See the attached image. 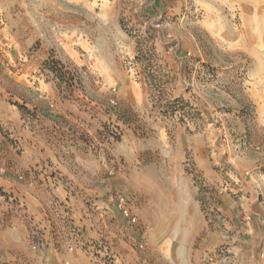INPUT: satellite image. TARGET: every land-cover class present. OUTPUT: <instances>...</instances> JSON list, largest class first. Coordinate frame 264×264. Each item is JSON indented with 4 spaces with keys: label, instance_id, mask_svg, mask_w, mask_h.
<instances>
[{
    "label": "crops",
    "instance_id": "crops-1",
    "mask_svg": "<svg viewBox=\"0 0 264 264\" xmlns=\"http://www.w3.org/2000/svg\"><path fill=\"white\" fill-rule=\"evenodd\" d=\"M8 4L0 0V48H11L5 61L15 68L9 71L12 87L3 86L0 55V264H94L78 251L54 247L53 232L71 219L94 235L98 218H113L117 195L142 218L154 264H208L222 251L238 256L247 249L254 264L259 247L264 251L261 218L247 221L239 242L221 250L220 233L194 212V187L183 166L189 154L197 172L208 177L213 164L226 160L241 179L255 166L251 150L211 148L215 132L209 125L194 133L168 122L147 87L118 79L104 62L59 53L62 63L86 67L83 75L92 81L85 91L67 85L62 73L44 65L45 18L18 23ZM37 43L39 49L23 54ZM111 97L116 110L108 104ZM247 129L252 139V125ZM117 130L114 141L110 134ZM38 234L43 245L31 249ZM214 258L209 264L222 262Z\"/></svg>",
    "mask_w": 264,
    "mask_h": 264
},
{
    "label": "rangeland",
    "instance_id": "rangeland-1",
    "mask_svg": "<svg viewBox=\"0 0 264 264\" xmlns=\"http://www.w3.org/2000/svg\"><path fill=\"white\" fill-rule=\"evenodd\" d=\"M8 1L18 23L31 17L41 24L45 18L44 65L62 73L67 85L85 91L91 79L83 75L86 67L62 63L59 53L104 62L118 79L147 87L163 119L194 133L209 125L215 132L211 148L233 154L250 149L255 166L241 179L226 160L213 164L208 177L197 172L189 154L183 166L194 187V212L211 231L220 233L221 250L236 245L253 218H261L258 228L264 233V0ZM60 41L66 43L61 51L55 49ZM39 47L37 43L23 54ZM10 51L0 48L2 83L8 88L13 85L9 71L15 68L5 61ZM108 104L118 107L114 97ZM110 136L116 141L119 131ZM112 210L113 218H98L92 236L71 219H61L63 230L53 232V246L67 253L78 251L94 264H154L149 247L153 240L143 234L142 218L122 195L114 197ZM33 237L28 246L41 247V236ZM262 249L254 264H264ZM222 252L207 263L217 255L220 264L250 262L249 249L238 256Z\"/></svg>",
    "mask_w": 264,
    "mask_h": 264
},
{
    "label": "built area",
    "instance_id": "built-area-1",
    "mask_svg": "<svg viewBox=\"0 0 264 264\" xmlns=\"http://www.w3.org/2000/svg\"><path fill=\"white\" fill-rule=\"evenodd\" d=\"M123 214H124L125 216H128V211L124 209V210H123ZM131 222H134V218L131 219Z\"/></svg>",
    "mask_w": 264,
    "mask_h": 264
}]
</instances>
